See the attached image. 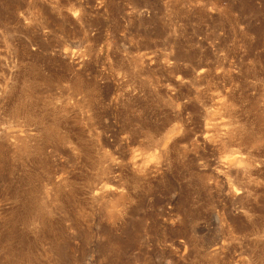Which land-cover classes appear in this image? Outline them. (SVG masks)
I'll return each mask as SVG.
<instances>
[{
  "label": "rangeland",
  "instance_id": "obj_1",
  "mask_svg": "<svg viewBox=\"0 0 264 264\" xmlns=\"http://www.w3.org/2000/svg\"><path fill=\"white\" fill-rule=\"evenodd\" d=\"M0 264H264V0H0Z\"/></svg>",
  "mask_w": 264,
  "mask_h": 264
}]
</instances>
